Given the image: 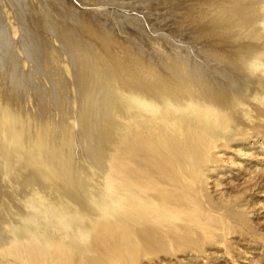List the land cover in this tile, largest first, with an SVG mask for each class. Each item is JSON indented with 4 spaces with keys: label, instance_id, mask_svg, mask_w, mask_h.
<instances>
[{
    "label": "rangeland",
    "instance_id": "1",
    "mask_svg": "<svg viewBox=\"0 0 264 264\" xmlns=\"http://www.w3.org/2000/svg\"><path fill=\"white\" fill-rule=\"evenodd\" d=\"M0 264H264V0H0Z\"/></svg>",
    "mask_w": 264,
    "mask_h": 264
},
{
    "label": "bare ground",
    "instance_id": "2",
    "mask_svg": "<svg viewBox=\"0 0 264 264\" xmlns=\"http://www.w3.org/2000/svg\"><path fill=\"white\" fill-rule=\"evenodd\" d=\"M3 64V63H2ZM147 85V84H146ZM86 86V85H85ZM142 89V88H141ZM138 90V89H137ZM136 91V90H135ZM142 96V95H141ZM119 98V97H118ZM160 99V98H159ZM117 100V99H116ZM124 100V99H123ZM138 100V99H137ZM167 100V99H166ZM122 101H119V100H117L115 103H116V107L114 108L115 109V111H116V114H117V116H121L122 114L129 120L127 123H131L132 121H134V120H137L139 117L140 118H145V120H148V121H151L152 120V117H154V119L155 120H157V117H155L154 115H150V116H148V114L147 113H143V112H140L138 109L137 110H134V109H132L131 107H130V105H123L124 107H125V112H123L122 111V103H121ZM139 102H141V101H139ZM126 103V102H125ZM128 103V102H127ZM155 104V103H154ZM145 106V105H144ZM192 106V105H191ZM133 107V106H132ZM148 107V106H147ZM191 108V107H190ZM205 108V107H204ZM168 109V108H167ZM166 109V110H167ZM185 109V108H184ZM198 109V108H197ZM196 109V110H197ZM201 108H199V110H200ZM163 110H164V108H163ZM166 110H164L165 112H166ZM170 110V109H169ZM169 110H167V111H169ZM181 110H182V108H181ZM198 110V111H199ZM109 111V110H108ZM176 111H178V110H176ZM184 111V110H183ZM200 111H202L203 113H205L206 114V112L203 110V108H202V110H200ZM162 113V112H161ZM172 113H175V111L174 112H172ZM184 113H185V111H184ZM209 113V112H208ZM152 114V113H151ZM180 114L182 115V111L180 112ZM210 114V113H209ZM212 114V113H211ZM213 114H214V111H213ZM156 115V114H155ZM173 115V114H172ZM206 115H208V114H206ZM205 115V116H206ZM163 116V115H162ZM177 116H179V115H177ZM203 117H204V115H202ZM209 116V115H208ZM166 117V116H165ZM164 116H163V118H165ZM172 117V116H171ZM174 117V116H173ZM124 118V117H123ZM158 118H160V117H158ZM168 118H169V116H168ZM172 119V118H171ZM174 119V118H173ZM177 121V120H176ZM169 124V123H168ZM205 129V128H204ZM131 135H132V133L128 130L127 132H125V133H123V134H120L119 132L117 133V144H118V146L116 147L117 148V151H118V153L119 154H123L124 153V155L126 154V155H130L131 157H132V159H133V157L134 158H137V160H136V162H137V164H138V167L140 166L142 169H143V171L144 172H146V173H150L151 175L155 172V171H157V175H158V171L159 172H161L162 170H164V171H166L167 173H168V169H170V166L169 165H174V162L173 163H170V157H169V159L168 158H159V156H160V153H162V151L161 150H163V149H169V152H170V155H171V157H177L178 155H179V153H180V149H181V147L179 146V145H174L172 142H170V140H168L167 138H166V135H167V133L166 132H161V134H156L155 136H156V138H158L157 140H155L153 143H145L144 141V143H142V142H140V141H142V140H139V136H138V134L136 135V136H138V140L136 139L135 141H130L129 139L130 138H132L131 137ZM201 135V134H200ZM134 138V137H133ZM159 138H160V140H159ZM188 138H190L189 136H188ZM195 139V138H194ZM193 139V140H194ZM202 139V138H201ZM174 140V139H173ZM150 142V141H149ZM206 142V141H205ZM189 143V142H188ZM123 145H125V146H123ZM123 147H125L124 149H123ZM191 147V146H190ZM189 147V148H190ZM194 148V147H193ZM153 150L154 151H157V152H159L158 154H155V153H153ZM198 149H196V151H197ZM161 151V152H160ZM125 155V156H126ZM159 155V156H158ZM163 155V154H162ZM124 156V157H125ZM137 156H139V157H137ZM124 157H122V158H124ZM128 157V156H127ZM162 157H165L164 155L162 156ZM183 157V156H182ZM49 159H51V158H49ZM116 159V158H115ZM138 159H139V161H138ZM181 159H183V158H181ZM51 160H53V159H51ZM124 160V159H123ZM128 160H130L129 158H128ZM174 160V159H173ZM125 161V160H124ZM133 161V160H132ZM132 161L130 160V162L132 163ZM177 161H179L178 159H177ZM115 162H117V161H115ZM120 162V161H119ZM121 162H122V160H121ZM126 162H127V160H126ZM118 163V162H117ZM180 163V162H179ZM114 164V163H113ZM120 164V163H119ZM123 165H124V163H123ZM127 165V164H126ZM131 165V164H130ZM134 165H135V163H134ZM133 165V167L135 168V166ZM120 166H122V164H120ZM125 166V165H124ZM126 167V166H125ZM128 168H129V166H127ZM126 167V168H127ZM122 167H118V171L117 172H119L118 174H124L123 172L125 171H123V169H121ZM114 169H115V167H114ZM113 169V170H114ZM116 169H117V167H116ZM130 169V168H129ZM134 170V169H133ZM161 170V171H160ZM171 170V169H170ZM169 170V171H170ZM116 171V170H115ZM127 171V170H126ZM128 171H131V170H128ZM153 173H152V172ZM133 172V171H132ZM166 172H164L165 174H167ZM125 173H127V172H125ZM142 173V172H141ZM156 173V172H155ZM162 174H163V172H161ZM128 174V173H127ZM162 174H160V175H162ZM125 175V174H124ZM145 175V174H144ZM156 175V176H157ZM160 175H158V176H160ZM153 176V175H152ZM151 176V178H152V180H155V179H153V177ZM163 176H164V174H163ZM169 176H170V174H169ZM124 177V176H123ZM144 177V176H143ZM142 177V178H143ZM146 177V176H145ZM150 177V176H149ZM165 177V176H164ZM164 177H162L161 178V176H160V179H158V178H156V179H158L159 180V182H157V183H159L160 184V182L162 181V180H164L163 178ZM167 177V176H166ZM171 177V180L172 179H174V178H172L173 176H170ZM170 177H169V179H170ZM175 178H177L176 176H174ZM151 178H149L150 179V187L148 186V188L151 190V189H156L157 187H155V188H151V184L153 183L152 181H151ZM126 179V178H125ZM139 179V178H138ZM119 180V179H118ZM133 180V179H132ZM142 180V179H141ZM146 180V179H145ZM157 180V181H158ZM176 180H178V179H176ZM149 181V180H148ZM147 180H146V182H148ZM174 181V180H173ZM146 182H145V184H146ZM154 182H156V180L154 181ZM165 182H166V184H167V181H166V178H165ZM165 182L163 183V181L161 182V184L163 183V184H165ZM169 182V181H168ZM143 183H144V181H143ZM170 183H171V181H170ZM177 183V182H176ZM175 183V185H177ZM169 184V183H168ZM173 184V183H172ZM171 184V185H172ZM138 185V184H137ZM153 185V184H152ZM154 185H156V184H154ZM133 186V185H132ZM147 186H145V187H147ZM156 186H158V185H156ZM174 186V185H173ZM114 187V186H113ZM112 187V188H113ZM160 189L162 188V187H159ZM158 189V188H157ZM157 189H156V191H157ZM159 190V189H158ZM161 190H164L163 188L161 189ZM161 190H159V191H161ZM166 191V192H165ZM165 191H162V192H160V194H165L164 196H163V198L164 197H167L166 195L168 194V191L167 190H165ZM164 192V193H163ZM154 193H155V191H154ZM157 193H158V191H157ZM170 194H171V192H169ZM159 194V193H158ZM170 194H168V195H170ZM171 196V199H172V195H170ZM158 197H160L159 195H158ZM162 197V196H161ZM160 197V198H161ZM175 197V196H174ZM186 197V196H185ZM184 198V197H183ZM162 199V198H161ZM168 200H170V198L168 197ZM177 201V200H176ZM185 201V200H184ZM168 202V201H167ZM191 202V201H190ZM195 202V201H194ZM162 203H164V202H162ZM162 203H160V204H162ZM166 203V202H165ZM173 203V202H172ZM192 203V202H191ZM168 204V203H167ZM182 205H180L179 207H177L178 208V211H179V213L181 212L183 215L184 214H186V215H188V216H185V217H187V218H184V220L185 221H188V222H197L198 224H202V222H201V220L202 221H207L208 223V227L210 226V224H212L210 221H208L207 219H206V217L203 215V211L201 212V211H199L198 210V213H196V214H194V215H192L193 213H190V215H189V210H190V206H189V210H187L188 209V205L187 204H183V203H181ZM166 205V204H165ZM193 205H194V203H193ZM195 205H196V202H195ZM197 206V205H196ZM187 207V208H186ZM192 207V206H191ZM197 208H199V207H197ZM175 215L176 214H178L177 213V211L175 210ZM192 212V211H191ZM168 213V212H167ZM182 215V216H183ZM178 216V215H177ZM190 216V217H189ZM157 217H158V215H157ZM161 217V216H160ZM180 217H181V215H180ZM177 218V217H176ZM138 219V218H137ZM164 219V218H163ZM167 220V219H166ZM117 223L119 224V226H121L120 228H122V229H124V230H126L127 232H128V224L127 223H125V222H123L121 219H117ZM139 223L141 222V223H144L143 222V220L141 219H139V221H138ZM101 233L102 234H104V235H106V233L105 232H103V231H101ZM175 237V236H174ZM116 238H117V235H116ZM12 245V244H11Z\"/></svg>",
    "mask_w": 264,
    "mask_h": 264
}]
</instances>
